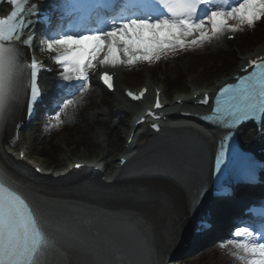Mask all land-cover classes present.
<instances>
[{"label":"snow or ice","instance_id":"1","mask_svg":"<svg viewBox=\"0 0 264 264\" xmlns=\"http://www.w3.org/2000/svg\"><path fill=\"white\" fill-rule=\"evenodd\" d=\"M7 3L10 11L0 16V128L13 119L22 96L30 93L29 117L41 97L38 85L41 64L33 57L29 65L20 45L32 47L34 35L26 32L40 22L43 13L33 0H7ZM57 10L61 23L46 36L41 51L55 53L52 59L63 69V80L73 87L76 86L73 81L80 82L77 90L82 93L89 86L88 70L97 63L112 67L151 63L177 50L203 46L225 32L252 28L264 19V0H63L54 5L53 11ZM45 19L51 22L49 17ZM249 67L251 72L243 69L247 74L219 89L211 114L203 117L227 129L216 156L218 173L225 171L221 166L226 142L233 139L238 128L248 121L264 126V59L249 61ZM101 79L107 88H113V78L108 72ZM145 91L127 95L138 100ZM199 102L207 104L208 97ZM71 105L72 99H63L58 104L59 111L55 114L58 123H63L61 113ZM155 106H161L158 93ZM203 194L206 189L202 187L193 203L199 205ZM233 236L222 246L235 248L237 251L232 253L235 258L244 264H264V242L257 240L252 228L238 226ZM69 249L102 256L108 246L46 205L7 169L0 168V264H61ZM140 252L132 250L133 255Z\"/></svg>","mask_w":264,"mask_h":264},{"label":"bare ground","instance_id":"2","mask_svg":"<svg viewBox=\"0 0 264 264\" xmlns=\"http://www.w3.org/2000/svg\"><path fill=\"white\" fill-rule=\"evenodd\" d=\"M262 52H264V43L252 54ZM102 66L106 69H116L119 67L118 65L116 67ZM120 72L121 70H117L116 73V90H120ZM47 78L51 79L53 77L50 74ZM149 87L151 88V85ZM18 107L15 112L16 115L18 110L20 111V107L19 109ZM8 124V127L5 126L0 130L1 146L6 144L5 142L9 140V136L13 131V121H9ZM174 134L185 135V142H195L196 139L204 142L206 145L209 144V137H207L206 133L203 134L184 123H178L170 127L169 135ZM147 142L148 140H144L143 134H141L135 138L134 146L137 148ZM12 148H15L14 150L17 155L18 149H21L18 147L17 140H14ZM7 153L9 154V151ZM7 153L3 148L0 150V161L2 163H4V160L7 163L9 160L14 163L19 162L17 156L11 157ZM26 170L25 174L19 175V179L24 180L37 195L46 199H52L60 204H70L78 209H95L105 214H111L114 217L126 216L137 220L139 227L144 230L147 236V244L152 255L157 257L156 264H164L165 253L167 250H170L169 239L178 237L184 229L185 232L191 231L186 216L185 196L179 188L168 181L155 177L129 180L115 178L112 183L108 184L103 182L96 174L92 176L83 171L77 174L76 180H71L70 183H60L55 182L52 178H50L52 180H47L49 178L43 180L32 178L29 170ZM79 182H83L87 186L72 191L73 188L79 186ZM128 192L137 194L141 199H127L123 194ZM166 261L169 262V257H167ZM65 264L74 263L69 258Z\"/></svg>","mask_w":264,"mask_h":264},{"label":"rangeland","instance_id":"3","mask_svg":"<svg viewBox=\"0 0 264 264\" xmlns=\"http://www.w3.org/2000/svg\"><path fill=\"white\" fill-rule=\"evenodd\" d=\"M264 23V19H262ZM236 37H238L239 32H235ZM235 39L232 42H227L225 40L221 43V47L219 49L212 48L209 42H206L203 46L187 48L186 50L175 52V54H168L166 56H162L159 60H153L151 63L148 62H140L132 66H127V72H124V76L122 81L128 82L131 86L139 85L143 80L147 78H155L157 81H153L154 83H160L163 75H156V73L163 74L160 66L164 65L165 75L167 76H178L182 77L183 72L185 71V93H189L191 90L207 88L212 86L215 81H218L221 77L227 76L231 73L239 63V59L243 55H248L249 53L254 52L258 47H260L264 43V39L262 43L257 45L254 49L244 51L242 54L238 53L235 50L230 48V44L234 43ZM230 43V44H229ZM217 50L221 51L222 54H216ZM44 53L46 51H43ZM47 53V52H46ZM48 55V54H47ZM231 56L233 60H235L234 64L229 60ZM227 56V57H226ZM229 60V61H228ZM231 67L230 69H228ZM155 72V74L153 72ZM139 82V83H138ZM138 83V84H137ZM96 90H94L95 92ZM101 102L105 101L106 98L102 96L100 98V94L94 95L91 105H89L86 110L85 115H87L93 108L104 109V107L100 106L99 100ZM90 121L86 122L85 125L79 124V126H75L73 130L63 129L56 133V137L65 139V137H71L74 142L83 143V147L73 148L68 147L67 150H64L59 156L58 161L61 163L60 167L69 161L72 157H87L89 151L93 148L88 144L89 138L91 140L98 141L101 139L100 134H103L102 144L105 145L104 150L108 153L107 160L115 159L117 157V153L119 152V147L122 148V144L124 141V136L127 131V121L130 118L126 117V122L123 125H119L116 129H111V122H104L98 117H94L93 119H89ZM113 121V120H112ZM84 124V123H83ZM91 126L90 130H87ZM89 133V136L87 134ZM34 137L31 134L25 133V140H21L20 144L30 146L29 152L34 159L37 161L43 160V163H46V159L36 155L37 151L45 146L46 143H43L39 148L37 147V141L33 139ZM71 139V138H70ZM31 140H33V146L31 144ZM103 145V146H104ZM32 146V147H31ZM194 252V253H193ZM183 251L178 255V259L182 260L187 264H238L234 260H230L227 256L226 249L223 247L218 248L216 250H208L204 251L201 255V258H196L199 251Z\"/></svg>","mask_w":264,"mask_h":264},{"label":"trees","instance_id":"4","mask_svg":"<svg viewBox=\"0 0 264 264\" xmlns=\"http://www.w3.org/2000/svg\"><path fill=\"white\" fill-rule=\"evenodd\" d=\"M246 35H245V40L243 42V45L240 46V50L244 49H251L253 48L256 43H258L261 39V36L264 33V27L261 25L255 24L254 27H252Z\"/></svg>","mask_w":264,"mask_h":264}]
</instances>
